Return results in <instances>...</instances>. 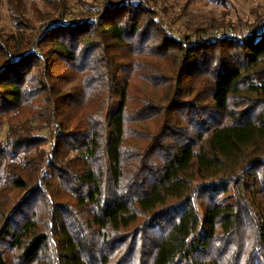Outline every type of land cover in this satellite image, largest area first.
I'll use <instances>...</instances> for the list:
<instances>
[{
    "label": "trees",
    "instance_id": "16d2710c",
    "mask_svg": "<svg viewBox=\"0 0 264 264\" xmlns=\"http://www.w3.org/2000/svg\"><path fill=\"white\" fill-rule=\"evenodd\" d=\"M155 4L0 32V264H264V25Z\"/></svg>",
    "mask_w": 264,
    "mask_h": 264
},
{
    "label": "rangeland",
    "instance_id": "374dc122",
    "mask_svg": "<svg viewBox=\"0 0 264 264\" xmlns=\"http://www.w3.org/2000/svg\"><path fill=\"white\" fill-rule=\"evenodd\" d=\"M58 1L62 11L44 0H0V32L15 34L20 19L31 21L38 31L51 18L78 20L82 16L92 17L103 0ZM154 7L160 21L176 36L191 33L196 28H208V34L219 31L238 34L257 22L264 25V0H156ZM32 124L33 132L47 136V128L36 122ZM6 133L7 125L3 123L0 142H4ZM53 140L42 148L50 151Z\"/></svg>",
    "mask_w": 264,
    "mask_h": 264
},
{
    "label": "built area",
    "instance_id": "2783aa9c",
    "mask_svg": "<svg viewBox=\"0 0 264 264\" xmlns=\"http://www.w3.org/2000/svg\"><path fill=\"white\" fill-rule=\"evenodd\" d=\"M232 34L231 32H227V31H222V32H215L213 35H218V36H222V35H230Z\"/></svg>",
    "mask_w": 264,
    "mask_h": 264
}]
</instances>
